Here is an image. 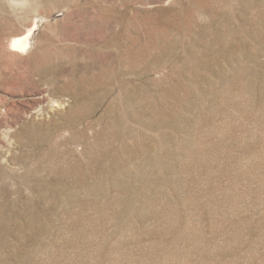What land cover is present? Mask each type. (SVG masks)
I'll return each mask as SVG.
<instances>
[{"label": "rangeland", "instance_id": "374dc122", "mask_svg": "<svg viewBox=\"0 0 264 264\" xmlns=\"http://www.w3.org/2000/svg\"><path fill=\"white\" fill-rule=\"evenodd\" d=\"M0 264H264V0H0Z\"/></svg>", "mask_w": 264, "mask_h": 264}, {"label": "bare ground", "instance_id": "6f19581e", "mask_svg": "<svg viewBox=\"0 0 264 264\" xmlns=\"http://www.w3.org/2000/svg\"><path fill=\"white\" fill-rule=\"evenodd\" d=\"M33 33V28L28 29L19 38L12 39L8 46L12 50L25 51L29 47L30 37Z\"/></svg>", "mask_w": 264, "mask_h": 264}]
</instances>
